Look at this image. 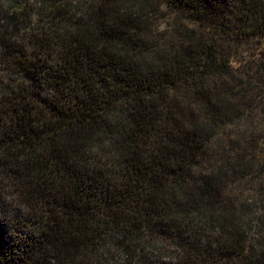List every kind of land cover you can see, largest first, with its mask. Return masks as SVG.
<instances>
[{"label":"trees","instance_id":"16d2710c","mask_svg":"<svg viewBox=\"0 0 264 264\" xmlns=\"http://www.w3.org/2000/svg\"><path fill=\"white\" fill-rule=\"evenodd\" d=\"M33 5L0 27V264H264V0Z\"/></svg>","mask_w":264,"mask_h":264},{"label":"rangeland","instance_id":"374dc122","mask_svg":"<svg viewBox=\"0 0 264 264\" xmlns=\"http://www.w3.org/2000/svg\"><path fill=\"white\" fill-rule=\"evenodd\" d=\"M38 0H0V27L3 29L6 28V24L9 22L14 29H8L10 34L8 37H11L12 42L24 43L27 41L29 35V23H31L32 19H34V9L31 7L34 6L33 3ZM153 11L149 12V19L154 18L153 21H150V24L153 25L154 29L162 31L165 28H168L169 22L163 17L161 11L155 15H150ZM17 17L18 26L16 22L10 20L8 18ZM166 18H168L166 16ZM15 27H17L15 29ZM1 32L3 30H0ZM4 32V31H3ZM97 264H107L105 262H98Z\"/></svg>","mask_w":264,"mask_h":264}]
</instances>
